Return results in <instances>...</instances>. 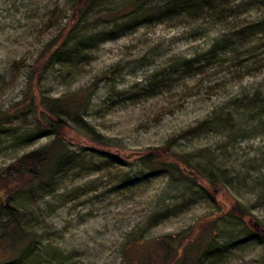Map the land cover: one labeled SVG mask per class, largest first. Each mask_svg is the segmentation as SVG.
Returning a JSON list of instances; mask_svg holds the SVG:
<instances>
[{"label":"rangeland","instance_id":"1","mask_svg":"<svg viewBox=\"0 0 264 264\" xmlns=\"http://www.w3.org/2000/svg\"><path fill=\"white\" fill-rule=\"evenodd\" d=\"M129 1L88 11L72 36L89 40L86 49L36 77V59L75 0H0V114L23 99L28 76L51 98L92 90L83 118L118 159L95 156L90 137L66 130L72 163L44 190L11 199L36 234L23 264H130L128 251L134 264L147 255L170 264L180 251L200 264H264V243L241 221L250 216L264 228V114L250 104L264 101V52L244 59L230 38L264 22V1H217L201 18L159 15V0L122 10ZM110 12L115 23L102 19ZM35 118L2 119L0 170L51 142L32 137ZM162 147L187 160V171L147 169V151ZM153 241L163 242L159 251Z\"/></svg>","mask_w":264,"mask_h":264},{"label":"trees","instance_id":"2","mask_svg":"<svg viewBox=\"0 0 264 264\" xmlns=\"http://www.w3.org/2000/svg\"><path fill=\"white\" fill-rule=\"evenodd\" d=\"M101 1L103 0H75L71 15L66 24L60 29L59 34L47 43L42 49L40 56L36 59L34 70L32 71L34 76L37 77L39 72L48 65L47 63L54 65L55 61L59 63L60 60L69 62L78 56L77 53L80 50L86 49L88 45L86 43L89 40L87 41L85 37L79 36L72 39L74 26L81 21L88 11L93 10L97 5L101 4ZM143 1L145 2V0H130L124 5L122 10L127 8L130 11H134L139 8ZM217 1L220 2L221 0H159L164 6L156 12H160L161 14L171 12V17L201 18L198 15L203 14V10L209 11V13L203 14L205 16L207 14L211 16L214 13ZM116 14L117 12L106 13L107 16L102 19L107 23L111 19L115 23ZM230 38H233L240 45L239 49H244L241 54V56L245 57L244 59H254L256 56H259L257 53L260 50L264 52V42H262L264 40V22L257 21L250 25L242 26ZM223 41L225 40L222 38L213 44L211 48L212 53L216 52L217 47L223 45ZM69 43H72L71 46ZM43 59L46 60L45 63ZM39 77H42V73ZM33 81L34 78L28 76L23 99L12 104L6 112L0 114V127L2 119L22 117L29 112V114L38 117L34 119L37 127L31 130L33 133L32 137L49 138L51 142L38 150L23 154L8 167L0 170V264H23L26 262L25 259L33 252L36 234L29 231L25 226L21 212L16 205L11 204V199L16 196L25 199L26 195L36 187L44 190L60 169L72 163L74 155L70 150V144L67 142L66 130L75 129L74 127L82 130L94 143L89 149L95 156L107 158L111 162L118 161L117 157L115 155L112 156V153H110V148L106 144L107 140L105 137L96 133L94 128L83 118L90 96L93 93L92 90L87 92L78 91L58 98H51L40 95L35 86L37 83L33 84ZM257 98L258 95L255 94L254 99ZM250 104H260L262 106L260 114H264V101H258L257 103L255 100L250 99ZM203 126H205V123ZM141 162H143V165L147 169L153 170L154 173L160 171L182 175V173L187 171V160L177 154L169 153V149L165 147L148 150ZM191 176V178H195L193 174ZM200 178L197 174V179ZM207 189L212 195L215 194V191L210 187ZM207 189L205 188L206 191ZM213 199L215 198L213 197ZM241 221L244 224L245 234L251 233L254 238H258L263 242L260 236L248 228L244 219H241ZM153 243H156L158 251L163 246V242L153 241ZM189 247H191V244ZM162 249L166 251L168 248L163 247ZM210 250L211 255H213V252L219 251L216 247L214 251L213 248ZM185 252L187 253L184 256L182 255V251H180L179 256H176V259H173L174 262L170 264H200L198 258L194 257L192 260L190 259V251ZM209 252L207 251V253ZM1 257L4 258L2 259ZM146 258V264H153L149 255ZM177 258H180L179 263H176ZM123 260H128L130 264H134V261L129 257V251L124 254ZM167 260L164 259L162 264H168ZM135 262H137L136 264H141L138 260H135Z\"/></svg>","mask_w":264,"mask_h":264},{"label":"water","instance_id":"3","mask_svg":"<svg viewBox=\"0 0 264 264\" xmlns=\"http://www.w3.org/2000/svg\"><path fill=\"white\" fill-rule=\"evenodd\" d=\"M245 224L248 228L255 233L256 235L260 236L264 242V228L252 217L248 216L244 219Z\"/></svg>","mask_w":264,"mask_h":264}]
</instances>
